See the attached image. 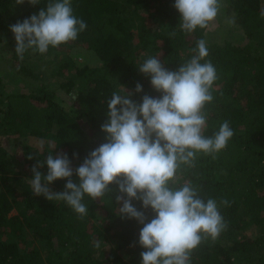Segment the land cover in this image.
Listing matches in <instances>:
<instances>
[{"label": "trees", "instance_id": "obj_1", "mask_svg": "<svg viewBox=\"0 0 264 264\" xmlns=\"http://www.w3.org/2000/svg\"><path fill=\"white\" fill-rule=\"evenodd\" d=\"M48 2L0 0V45L14 67L9 77L0 72V264H142L143 225L118 215L117 185L96 200L85 194L81 219L65 201L34 195L31 169L48 153L64 152L79 184L75 169L107 142L101 126L112 92L127 89L137 103L145 94L160 97L138 67L158 57L176 71L200 39L217 72L203 135L213 136L224 121L234 134L215 158L197 153L193 166L177 173L174 186L190 182L205 202L215 199L227 224L215 241L191 251L190 264H264V0H220L215 20L191 33L179 28L175 0H71L86 30L44 54L28 49L21 60L9 26ZM79 49L92 51L95 61L77 63L72 53ZM137 83L143 92H135ZM38 170L47 175V164ZM67 179L49 188L63 192ZM133 204L148 221L154 217L141 201Z\"/></svg>", "mask_w": 264, "mask_h": 264}, {"label": "clouds", "instance_id": "obj_2", "mask_svg": "<svg viewBox=\"0 0 264 264\" xmlns=\"http://www.w3.org/2000/svg\"><path fill=\"white\" fill-rule=\"evenodd\" d=\"M24 2L17 0L18 4ZM28 2L40 4L39 0ZM173 6L181 16L179 28L191 33L198 27L206 29L215 20L221 2L175 0ZM9 27L16 41L15 52L23 60L28 49L44 54L49 46L76 40L87 24L73 14L71 0H49L38 14ZM169 35L174 37L176 32ZM190 51L191 58L176 71L166 69L158 57H150L138 67L150 76L160 97L145 94L142 103H137L126 88L125 94L112 92L107 120L101 126L107 142L91 151L75 169L79 184L71 179L72 161L64 152L48 153L31 169L33 194L49 201H65L81 219L87 214L82 202L85 194L96 200L113 192L110 185H117L118 215L143 225L138 240L146 249L140 254L142 264H190L191 251L209 237L215 241L227 227L215 199L205 202L190 182L174 186L182 165L193 166L201 152L215 158L234 134L229 122L224 121L213 136L203 135L207 120L204 107L213 100L217 72L212 62L205 60L209 52L204 39ZM135 92H143L140 83ZM73 155L78 157V153ZM45 163L47 175L38 170ZM64 178L68 179L63 192L49 188L53 181ZM133 200L141 201L145 210L151 208L154 217L148 221L145 211L138 210ZM220 204L230 206L227 199ZM94 246L99 248L100 242L94 241Z\"/></svg>", "mask_w": 264, "mask_h": 264}, {"label": "rangeland", "instance_id": "obj_3", "mask_svg": "<svg viewBox=\"0 0 264 264\" xmlns=\"http://www.w3.org/2000/svg\"><path fill=\"white\" fill-rule=\"evenodd\" d=\"M72 55L74 56L77 63L83 62H94L96 57L94 53L88 49H79L74 50ZM10 58L8 57V53L4 52L0 45V72L3 73L6 77H9L12 69H14L13 65L10 63ZM52 65L49 66V68ZM72 99H68V102H71Z\"/></svg>", "mask_w": 264, "mask_h": 264}]
</instances>
